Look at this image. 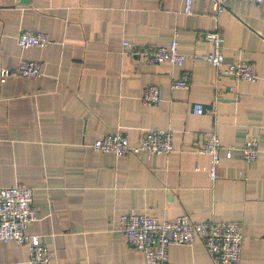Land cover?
I'll return each instance as SVG.
<instances>
[{"label":"crops","instance_id":"1","mask_svg":"<svg viewBox=\"0 0 264 264\" xmlns=\"http://www.w3.org/2000/svg\"><path fill=\"white\" fill-rule=\"evenodd\" d=\"M216 29L227 63L253 61L257 81L218 77L208 61L192 58L212 51L204 33ZM25 30L48 33L50 44L21 47ZM174 39L188 57L181 67L122 49L124 40ZM24 59L40 62L42 75L20 77ZM185 71L189 88H173ZM152 84L162 89L159 105L142 101ZM197 104L204 114L194 112ZM151 128L174 130L171 154L116 157L91 146L109 132L137 144ZM212 131L224 147L216 181L211 156L197 151ZM252 137L260 152L248 162L242 147ZM16 184L34 189L38 220L29 230L50 248V264H147L119 227L128 211L238 221L240 264H264V5L230 0L217 15L213 0H194L192 13L184 0H0V186ZM168 251L169 264H216L200 239ZM30 257L27 246L0 241V264Z\"/></svg>","mask_w":264,"mask_h":264},{"label":"built area","instance_id":"2","mask_svg":"<svg viewBox=\"0 0 264 264\" xmlns=\"http://www.w3.org/2000/svg\"><path fill=\"white\" fill-rule=\"evenodd\" d=\"M194 0H184V12L192 13ZM230 0H213L217 15L222 14ZM264 5V0H247ZM204 38L212 42V51L203 55H194L193 59H204L215 69L218 77L228 76L236 80L255 82L259 75L253 61L238 59L227 63L224 55V37L219 29L204 33ZM18 44L23 48L46 47L51 38L44 31H21L17 36ZM124 53L143 59L149 63L169 62L183 66L187 55L179 51L178 41L174 39L168 46L139 45L124 40ZM17 73L23 78H37L42 75V65L35 60H22ZM3 78L9 74L8 69L1 71ZM190 86V73L183 72L172 83L173 88L187 89ZM146 104L159 105L164 101L160 86L148 85L142 94ZM206 109L197 104L194 112L202 115ZM174 130L171 128H151L146 131L137 144L131 142L123 132H109L96 139L92 148L101 153H111L116 157L129 154H144L148 159L153 155H169L174 148ZM223 144L219 135L210 132L207 139L197 149L200 153L211 156L209 176L212 181L219 177L217 169L221 162ZM227 157H232L233 147H228ZM246 161L258 159L259 141L249 138L242 147ZM38 220V207L34 201V189L26 184L0 186V241L15 242L30 249V264H50V248L34 237L29 227ZM119 227L124 240L135 250L141 251L147 264H169V247L173 244L192 245L202 240L214 258L216 264H240L243 247V225L238 221H195L188 215L174 219H160L148 212L128 211L119 216Z\"/></svg>","mask_w":264,"mask_h":264}]
</instances>
